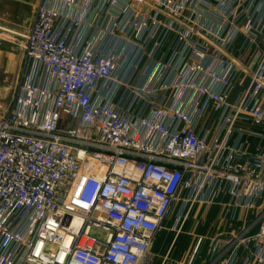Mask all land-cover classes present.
<instances>
[{
  "label": "built area",
  "instance_id": "obj_1",
  "mask_svg": "<svg viewBox=\"0 0 264 264\" xmlns=\"http://www.w3.org/2000/svg\"><path fill=\"white\" fill-rule=\"evenodd\" d=\"M117 35L135 39V64L100 51ZM239 38L257 49L231 97ZM22 47L0 116V264H151L178 201L185 217L264 202V145L250 140L264 142V0H40ZM145 58L160 60L136 81ZM228 245L221 264L242 247L243 264H264V209Z\"/></svg>",
  "mask_w": 264,
  "mask_h": 264
},
{
  "label": "rangeland",
  "instance_id": "obj_2",
  "mask_svg": "<svg viewBox=\"0 0 264 264\" xmlns=\"http://www.w3.org/2000/svg\"><path fill=\"white\" fill-rule=\"evenodd\" d=\"M39 2L40 0H0V27L2 29L0 30V116L9 112L20 89L23 73L26 68V57L22 44L24 36L30 31ZM244 87L245 82H240L238 86L233 88L231 97L242 92ZM209 207L211 206L203 207L199 211H195L193 214L190 213V215H186L185 217L179 211L178 205L177 213L175 211L173 218L165 222L156 235L152 245L154 252L158 253L162 248L163 250L166 248L165 253L170 252L169 249L175 240H177L176 245L178 243L177 248L185 247L189 238L188 235H190L192 241L194 240V245L190 252L183 255L186 260L184 263H187L192 256L191 252L195 249L198 239L203 236L205 237L206 233L204 230H207L209 231L207 237L210 236L209 238H214L215 241L221 239L222 243L215 253L212 252V249H209L208 244L205 245V253H209L206 261L214 262L221 257L226 250L228 251L230 246L228 245V241H232L233 237L231 238L226 234L228 228L226 232H224V229L221 230L226 223L225 213L210 211L211 208ZM261 213L262 210L259 211L254 220ZM205 214L212 215L216 222H211L209 225L203 224L201 220ZM181 215L182 218L180 219ZM220 222L223 227L218 229ZM177 224L181 230H178V228L177 230L174 229ZM172 256L178 258L175 253H172ZM196 257L197 255H195ZM156 259L159 258L157 257Z\"/></svg>",
  "mask_w": 264,
  "mask_h": 264
},
{
  "label": "crops",
  "instance_id": "obj_3",
  "mask_svg": "<svg viewBox=\"0 0 264 264\" xmlns=\"http://www.w3.org/2000/svg\"><path fill=\"white\" fill-rule=\"evenodd\" d=\"M56 7L58 9H60L61 11H66L65 8L60 5L57 4ZM174 35H171V38H173ZM171 38L168 41L167 45L164 47V54H165V60L166 58L169 56L170 51H171ZM242 39L239 38L237 40V42L234 44L233 48L231 49L230 53H229V57L231 59L236 60L238 63H240V67L242 68L240 71V75L243 77L244 73L242 72V70H244V67L250 62V60L252 59L257 46L254 44H248L243 50H239V46L241 43ZM152 44L149 45V47L147 48V51L151 49ZM99 48L101 52H104L105 54H113V55H117L119 57H126L127 59H129V61L131 63L135 64V39L133 37H126L125 35H117V37L114 36H105L101 39V41L99 42ZM26 57V56H25ZM157 61L160 60V58L156 59ZM156 60H148V58H145L143 60V62H141L139 69L136 71L135 74V69H132L131 72H133L132 77L137 80H142L144 79L143 76H141V73H143V71L145 70V68H151L152 66L155 65ZM137 72H139V74H137ZM139 75V76H137ZM137 76V77H136ZM245 76V75H244ZM248 81V76H245V78H243L240 82H245V85ZM239 82V83H240ZM236 84V86H238V84ZM235 86V87H236ZM236 96V95H235ZM233 96V97H235ZM207 120L211 126V128H216L217 127V122H218V115L217 113H215L213 110H210ZM251 142L253 145L257 144V143H262L264 145V142H261L260 140L256 139V138H250ZM179 205V211L183 213V208H182V202L178 201L175 206L172 209L171 215L169 216V218L165 221H170L173 218V215L175 214V211L178 209ZM206 206H211L209 208L210 211H218V212H223L225 213L226 216V223L225 226H222V223L220 222V225L218 227L222 228L221 230H225L224 232H226L227 230V235H229L231 238L234 237L235 235L241 233L244 229H246L247 227H250L252 224H254V222L256 220H254L256 218V216L259 214L260 210L264 209V202L261 201L259 203V205L257 206V208L255 209H244L242 211H239L237 213H233V211L225 205V203H221L219 201H215L214 203H210V204H205V203H197L192 210L190 211V213H194L195 211H199L201 208L206 207ZM177 213V211H176ZM189 213V215H190ZM201 222L205 225H209L211 222H216L215 218L212 217V215L210 214H205L202 217ZM171 224V223H170ZM204 230V229H203ZM206 235L205 237H200L203 239V242L200 246V249L197 253V257L194 258V261L192 264H221V262H223L228 256H229V250H226V254L224 253L221 257H219L218 259H216L214 262L211 261H206V257L209 255V253H205L204 247L205 245L208 244L209 249H211V242L214 241V238H209L207 237L209 231L204 230ZM188 235V234H187ZM188 240L186 242L185 247L182 248H177L176 242L177 240H175L173 242L172 247L169 249L170 252H166L165 250L166 248L163 250V248L161 249L160 252L156 253L154 252V250L152 249V254H153V260L151 262V264H189L190 259L187 261V263H184L186 260L184 259L183 255H185L186 253L190 252L191 248L194 245V240L192 241L191 236L188 235ZM208 240V241H207ZM220 243H222V240L219 239ZM208 242V243H207ZM197 244V243H196ZM197 246V245H196ZM221 246V245H220ZM196 248V247H195ZM194 250L191 252L193 254ZM172 253L176 254V256L178 258H174L172 256ZM200 255V256H199ZM159 259H156L157 257ZM171 256V257H170ZM249 256V250L245 249L244 247H242L239 250V253L235 259V263L234 264H243L245 259ZM201 257V258H199ZM158 261V262H157Z\"/></svg>",
  "mask_w": 264,
  "mask_h": 264
},
{
  "label": "bare ground",
  "instance_id": "obj_4",
  "mask_svg": "<svg viewBox=\"0 0 264 264\" xmlns=\"http://www.w3.org/2000/svg\"><path fill=\"white\" fill-rule=\"evenodd\" d=\"M196 248H197V246H196ZM196 248H195V249H196Z\"/></svg>",
  "mask_w": 264,
  "mask_h": 264
}]
</instances>
